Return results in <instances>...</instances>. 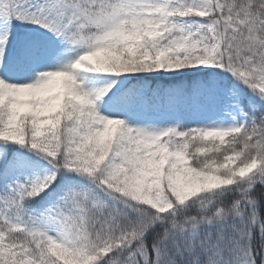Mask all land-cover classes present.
Listing matches in <instances>:
<instances>
[{
    "label": "snow or ice",
    "instance_id": "obj_1",
    "mask_svg": "<svg viewBox=\"0 0 264 264\" xmlns=\"http://www.w3.org/2000/svg\"><path fill=\"white\" fill-rule=\"evenodd\" d=\"M0 264H264V0H0Z\"/></svg>",
    "mask_w": 264,
    "mask_h": 264
}]
</instances>
